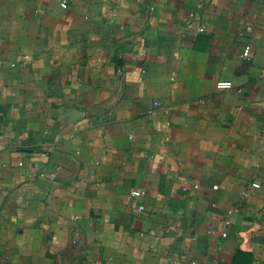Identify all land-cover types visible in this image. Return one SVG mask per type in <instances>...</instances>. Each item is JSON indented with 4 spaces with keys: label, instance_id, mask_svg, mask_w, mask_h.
Listing matches in <instances>:
<instances>
[{
    "label": "crops",
    "instance_id": "1",
    "mask_svg": "<svg viewBox=\"0 0 264 264\" xmlns=\"http://www.w3.org/2000/svg\"><path fill=\"white\" fill-rule=\"evenodd\" d=\"M0 146V264H264V0H0Z\"/></svg>",
    "mask_w": 264,
    "mask_h": 264
},
{
    "label": "built area",
    "instance_id": "2",
    "mask_svg": "<svg viewBox=\"0 0 264 264\" xmlns=\"http://www.w3.org/2000/svg\"><path fill=\"white\" fill-rule=\"evenodd\" d=\"M62 5L64 6L65 4L63 3ZM250 52H251L250 47L246 46L244 51H243V57L249 58ZM232 86H233V84L231 81L224 80V81H218L217 82V88L220 90L230 89V88H232ZM0 148H1V146H0ZM132 194L133 195H139L140 192L139 191H133ZM222 235L225 236L226 234L223 233Z\"/></svg>",
    "mask_w": 264,
    "mask_h": 264
}]
</instances>
